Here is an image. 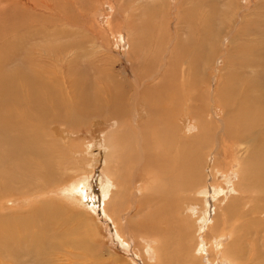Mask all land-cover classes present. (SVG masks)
Segmentation results:
<instances>
[{
	"label": "rangeland",
	"instance_id": "obj_1",
	"mask_svg": "<svg viewBox=\"0 0 264 264\" xmlns=\"http://www.w3.org/2000/svg\"><path fill=\"white\" fill-rule=\"evenodd\" d=\"M0 52V58H10V70L31 71V64L38 72L52 73L66 98L81 96L88 101L79 115L67 118L72 124L52 123L45 129L56 148L63 150L50 162L54 177L43 186L37 179L33 185L38 182L39 187L0 200L2 213L32 219L31 224L43 204L64 205L65 213L45 212L42 226L29 227L31 236L32 232L42 235L49 243L40 245L43 253L33 258H29L33 245L1 248L0 264H174L175 260L178 264H232L223 257L228 245L241 247V264H246L253 246L264 245V214L244 213L256 194L234 192L241 178L240 164L251 152L254 138L230 148H220L214 138L204 140L196 187L204 193H195L191 202L199 217L189 220L182 213L187 194L175 193L181 202L172 217L174 242L166 240L161 229L164 244L142 226L140 232L128 225L135 226L140 218L134 202L141 199L142 203L145 195L155 197L167 182L157 186L158 170L148 167L136 176V183L132 184V172L122 185L118 171L107 161L114 149L108 142L113 133L118 147L135 148L123 133L129 131L135 140L139 127L149 123L148 97L162 80L174 86L167 93L174 97L167 110L181 143L198 134L191 126L199 119L212 128V135H222L224 112L215 97L217 90L231 94L250 89L255 100L247 115L263 119L264 0H0ZM28 52L36 60L26 65L23 58ZM20 57L23 66L17 63ZM97 108H110L114 115L120 114L121 121L85 113ZM248 161L251 170L258 162ZM111 164L116 168L114 161ZM108 167L117 180L110 177L116 188L104 200L101 190L109 178ZM75 184H83L84 190L71 193L76 199L72 206L62 197ZM123 188L121 199L117 192ZM109 197L112 203L107 206ZM243 197L247 203L233 208L237 216L227 222L222 213L227 202ZM156 209L154 202L141 206V224ZM215 218L221 222L215 224ZM18 236L23 239V234Z\"/></svg>",
	"mask_w": 264,
	"mask_h": 264
},
{
	"label": "bare ground",
	"instance_id": "obj_2",
	"mask_svg": "<svg viewBox=\"0 0 264 264\" xmlns=\"http://www.w3.org/2000/svg\"><path fill=\"white\" fill-rule=\"evenodd\" d=\"M11 42L14 43V41ZM8 43L5 45H8ZM28 54L29 56L26 55V57L23 58L25 59L24 63L26 65H28V61L32 62L36 60V57L30 58V53L28 52ZM0 59L1 200L6 195H14L19 192V190L27 192L28 189L32 187H39V184L40 186H43L49 182L53 176L52 172H50V168L52 167L50 162L52 161L54 155H61V151L63 150L56 148V146L52 143L53 141H51V139H49L45 134V129L52 123H71L67 118L79 115L80 111L82 112V109L86 108L83 104L88 101L81 96H76L72 100L70 98H66L52 73H48L47 71L38 72L31 64L28 65L31 68V71L17 69L10 70L9 67L12 64L10 58H6L5 56L4 59ZM23 59H21V57L19 58L17 63L20 64L18 65H25L22 62ZM170 87L172 89L174 88L173 85H170V83L165 82L164 80L159 81L156 86L153 87V95L151 98L148 97V115L150 120H147L149 123L145 126L139 127V132L135 140H133V138L128 134L129 131H124L123 136L129 138L132 143L135 144L134 149L128 150L127 146H124L121 149L118 147L119 144L115 142L116 135L113 133L109 136L108 142L114 149L111 154L109 153V155H107V161L110 162L111 168L118 171L119 176L117 175V178L121 181L122 185L127 184L129 174L132 172L134 180L132 184L136 183V176L138 174L141 175V171L145 173L148 167L154 168L156 171L158 170L156 172L157 176L158 178H161L157 179V183H155L157 186L160 182H167L165 188L164 185L161 184L159 187L162 188L160 190L161 192L157 193L155 197L149 198L145 195L142 203L141 199L134 202L136 203V213L140 218L137 224L135 223V226L132 223V225H128V228H138L141 232L142 226L144 229L149 230V233L151 232L150 234L154 235L156 239L159 241L161 240L163 244L165 243L164 233L161 232L165 230V239L173 241L174 239L172 237L171 230L174 227L175 221H173L172 217H174L175 211L178 210V205L181 202L178 197L174 195L175 193L187 194V197L185 196L183 199L184 202L182 204L184 208L182 209V213L185 214L189 220L199 217L198 212L193 210L196 205L191 203L192 200L195 202V193H204L200 192V190L196 188L199 178L201 179L202 168V166H200L201 164H198V153L199 150L202 149L201 147H205L207 144L206 142L204 144V140L211 142L213 138L215 139L216 145L220 144V148H230L240 143L249 142L251 138H254V146L251 152H248L249 155L246 159L258 160V162L256 163V167L252 168V170L249 161L246 163L245 159L241 162L238 171L241 178L234 186V192L238 194L242 193V196L243 193L247 192L256 194V198L252 201V207L244 212L245 216L253 213L264 214V117L263 119H259V116L257 117L254 114L250 116L247 115L249 104L255 100L250 95L251 90H242L239 93H234L233 91L231 93L232 95L230 93H226V91L217 90L215 97L223 109L222 112H224L222 119L225 122V125L222 135L219 134L220 136L216 137L215 133L212 135L210 132L212 128L206 124V121L204 122L199 119L197 125L191 126L192 128L194 127V131L198 134L193 137V139L188 138L187 141L181 143V139L178 135H176V133H178L177 129L174 127L173 121L170 118L171 113L167 110L174 102V97L172 98L167 94L168 92L170 93ZM171 91L173 92V90ZM153 98L155 100H153ZM91 102L96 105L98 103V101L95 100H92ZM91 102L89 101V103ZM73 104L77 105L80 110H75ZM229 105L231 109H227ZM109 109L110 108L103 110L101 108H97L94 111L89 110L85 113L92 116L115 117L118 122L121 121L120 114L114 115L113 110ZM103 112L107 113L104 114ZM255 143H257V145H255ZM112 161L115 162L116 168L111 164ZM107 171H109V178L106 185L101 190V193L103 192L104 200L108 197L111 188H116L114 181L115 179L117 180V178H115V174L111 172L110 167L107 168ZM146 175L150 177L151 174L146 173ZM170 175L172 176L171 179ZM110 177H113L114 181L113 178H111V182ZM37 179L40 180L41 183L38 184V182H35L33 185V182ZM171 181L172 183L170 184ZM83 186V184H75L70 190H67L68 194L62 197L63 200L66 201L65 203H70V205L73 206L76 203V199L71 193L83 192ZM172 187L175 188V192H173ZM122 190H124V188L117 192V194L121 195V199L123 196L121 193ZM187 198L189 201H187ZM240 201L230 199L227 202L225 210L222 212L224 213L227 222H230L232 218L237 216V210L232 211L233 208L237 209L240 204L243 205V203H247V199L245 198L242 200L240 199ZM153 202L154 204L157 203L155 215L144 219L141 224V206L145 205L150 207L153 205ZM111 203L112 199L109 200L107 206ZM43 205L45 206L40 209H38V207V210L36 209L37 215L33 218L35 222L32 224V219H21L17 214L9 215L0 211V249L13 245H33L35 248H31V255L29 258L40 256L43 253L45 248L43 247L42 249L40 245H46L49 241L43 238L42 235H35L33 232L31 236V230L29 227H33L35 224L37 226H42L43 224L41 218L47 217L45 212L65 213L62 208L64 205L61 207H55L49 203ZM115 205L119 206L120 211L121 202L115 203ZM45 208L48 210L44 211ZM179 212L181 211L179 210ZM241 214H243V212H241ZM218 219L215 218V224L221 222V218L219 220ZM161 226L165 228H162ZM19 233L21 235L23 234L22 240L18 236ZM23 241L25 242L23 243ZM257 247L259 248L258 250ZM178 248L179 246L177 245L176 249L178 250ZM160 249H162L161 246ZM182 253L183 251L179 252V255ZM251 253L252 257L250 256L246 264H260V259L264 256V245L253 246ZM242 254L243 251L240 246L228 245L227 248L224 249L223 257H227L232 264H241ZM175 263L178 264V261L175 260L174 264ZM157 264H161L160 261Z\"/></svg>",
	"mask_w": 264,
	"mask_h": 264
}]
</instances>
